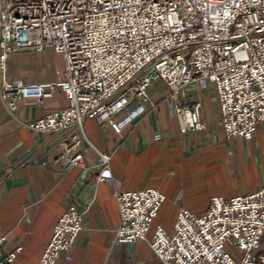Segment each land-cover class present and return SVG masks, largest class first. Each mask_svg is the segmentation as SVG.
<instances>
[{"label": "built area", "instance_id": "2783aa9c", "mask_svg": "<svg viewBox=\"0 0 264 264\" xmlns=\"http://www.w3.org/2000/svg\"><path fill=\"white\" fill-rule=\"evenodd\" d=\"M45 50L63 57L58 81L9 77L12 54ZM156 81L165 84L163 102L182 133H202L207 125L200 101L180 99L189 87L211 86L223 136L251 139L264 123V0H0V99L14 116L22 101L41 106L57 92L65 97L67 108L26 126L36 133L73 131L56 164L64 172L87 170L112 187L121 215L114 246L145 241L166 197L155 189L122 191L112 154L93 148L97 162L88 165L83 123L93 118L121 133L120 112L156 108L149 93ZM87 212L72 208L59 219L40 264L72 260ZM262 242L264 186L229 201L215 197L203 215L181 209L174 233L157 226L151 248L161 264H264ZM7 243L0 237V264H13L22 251H7Z\"/></svg>", "mask_w": 264, "mask_h": 264}, {"label": "crops", "instance_id": "0c3cea01", "mask_svg": "<svg viewBox=\"0 0 264 264\" xmlns=\"http://www.w3.org/2000/svg\"><path fill=\"white\" fill-rule=\"evenodd\" d=\"M64 69L63 57L53 50L19 52L9 58V77L26 83L56 82ZM149 93L156 108L144 105V112L136 116L129 110L120 112L119 134L93 118L83 123L86 140L81 150L88 165L97 162L93 148L112 154L111 172L122 191L155 189L166 197L147 239L121 246L113 245L121 215L112 187L96 183L87 170L64 172L56 164L73 131L36 133L26 126L67 108L65 97L57 92L41 106L22 101L14 116L0 99V237L7 236V251L22 249L13 264H40L59 219L72 208L84 207L88 212L73 258L58 264H161L151 248L157 226L173 234L181 209L203 215L215 197L229 201L264 186V123L249 140L226 139L217 127L220 107L214 88L192 86L180 101L202 103L207 129L184 134L163 102L169 95L165 84L156 81ZM215 134L217 144L212 141ZM224 180L232 195L222 193ZM188 186L210 190L203 205L189 198Z\"/></svg>", "mask_w": 264, "mask_h": 264}, {"label": "rangeland", "instance_id": "374dc122", "mask_svg": "<svg viewBox=\"0 0 264 264\" xmlns=\"http://www.w3.org/2000/svg\"><path fill=\"white\" fill-rule=\"evenodd\" d=\"M223 185L224 187H222V193L226 195H232L231 188H229V184L225 180L223 181ZM197 187L198 188L189 187L188 189H186V192L190 199L196 200L197 203H195V205L200 206V205H203L201 204V202H203L209 197L210 190L207 188H204L203 186H197ZM192 211L195 213L194 210ZM197 215H201V214H197ZM262 245H264V242H262ZM226 248L229 249L228 246H226Z\"/></svg>", "mask_w": 264, "mask_h": 264}]
</instances>
